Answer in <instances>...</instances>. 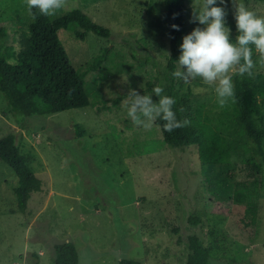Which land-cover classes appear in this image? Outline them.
<instances>
[{"label":"rangeland","instance_id":"obj_1","mask_svg":"<svg viewBox=\"0 0 264 264\" xmlns=\"http://www.w3.org/2000/svg\"><path fill=\"white\" fill-rule=\"evenodd\" d=\"M243 2L264 15V0ZM201 3H192V18ZM73 9L111 30L108 38L89 31L84 40L58 31L76 68L110 47L103 68L86 77L91 104L20 120L0 91V138L14 133L43 181L22 212L13 190L17 175L0 160V264H34L41 250V264H55L54 245L66 237L77 247L79 264H120L122 259L186 264L194 233L212 249L209 264H264V172L251 163L253 156L260 161L257 145L233 120V102L220 108L214 89L199 78L170 75L163 0H66L50 17L57 21ZM227 11L235 39L232 0ZM31 21L23 0H0V26L12 46L8 59L31 53ZM30 60L41 69L39 58ZM253 61L264 72L258 53ZM159 83L165 92L190 87L189 101L200 109L194 115L209 118L227 134L231 166H203L197 145L171 147L156 122L150 130L132 123L123 103L130 89L151 94ZM76 124L83 127L82 136ZM241 191L246 192L243 202ZM248 203L257 206L253 219ZM192 217L200 222H190Z\"/></svg>","mask_w":264,"mask_h":264},{"label":"trees","instance_id":"obj_2","mask_svg":"<svg viewBox=\"0 0 264 264\" xmlns=\"http://www.w3.org/2000/svg\"><path fill=\"white\" fill-rule=\"evenodd\" d=\"M194 0H163L165 7V29L169 38L170 55L168 68L170 73L175 70L176 60L180 56V45L183 37L190 34L196 25L193 22L191 5ZM35 11V10H34ZM31 18V17H30ZM172 25H178L176 30ZM34 37V47L30 54L14 58V65L9 64L8 51L12 46L7 44L8 33L0 26V91L4 94L10 110L21 120L26 116H47L61 111L82 108L91 104V98L86 90V77L89 73L100 71L108 59L110 47H105L88 60L81 68H76L67 53L59 36V29L68 30L72 37L84 40L87 32L92 31L102 37H110L109 27L94 21L86 12L73 9L64 16L53 21L50 16L37 13V19L30 23ZM237 35V30L235 32ZM255 49L253 48L254 59ZM31 57L39 58L41 69H34ZM171 75V74H170ZM236 100L233 103V120L240 131L254 143L255 154L260 155V161L255 156L251 158L253 167L258 172H264V72L253 69L251 77L234 75ZM165 87L163 83H159ZM191 89L186 91L171 88L164 94L172 96L177 103L175 109L178 118L190 120L188 127L167 132L163 129V120H157L164 141L171 147L198 146V157L203 166H231L232 151L227 134L219 124H212L209 118H199L194 115L200 109L189 101ZM159 99L158 97H153ZM118 100V99H117ZM78 135H83V127L75 125ZM0 160L8 164L16 173L18 181L13 190L20 211L26 212L32 193L43 189V181L39 178L27 155L21 152L16 141V135L9 133L0 138ZM264 176V173H263ZM246 192L239 193V201H245ZM256 205L248 203V216L256 217ZM190 222L198 224L199 218H190ZM189 254L186 264H209L212 249L197 233L188 238ZM55 264H79V253L72 241L54 245ZM35 263L41 264L38 254H34ZM120 264H143L140 260L122 259Z\"/></svg>","mask_w":264,"mask_h":264},{"label":"clouds","instance_id":"obj_3","mask_svg":"<svg viewBox=\"0 0 264 264\" xmlns=\"http://www.w3.org/2000/svg\"><path fill=\"white\" fill-rule=\"evenodd\" d=\"M23 3L27 14L35 21L37 13L55 16L65 7L66 0H23ZM232 4L238 33L235 39L227 22L228 0H202L198 9L194 8L193 22L198 21L203 27L197 26L183 37L181 54L171 73L173 78L184 81L199 78L214 89L220 108L236 100L234 75H253V48L264 61V15L249 9L243 0L239 3L232 0ZM172 27L179 30L178 25ZM7 62L15 63L12 60ZM164 93V87L159 84L151 94L141 95L136 89H130L123 103L135 126L150 130L157 120H163V129L171 133L190 125L189 119L177 116V111L183 113L184 108L175 109L176 99ZM153 95L159 98L158 102H154Z\"/></svg>","mask_w":264,"mask_h":264},{"label":"crops","instance_id":"obj_4","mask_svg":"<svg viewBox=\"0 0 264 264\" xmlns=\"http://www.w3.org/2000/svg\"><path fill=\"white\" fill-rule=\"evenodd\" d=\"M68 241H70V238H68V237H66V239L63 241V242H68ZM62 243V242H61ZM44 254V252H43V250H41L40 252H39V256H41V255H43ZM41 260V259H40Z\"/></svg>","mask_w":264,"mask_h":264}]
</instances>
